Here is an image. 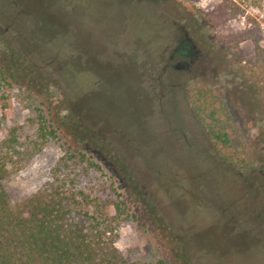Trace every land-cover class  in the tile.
<instances>
[{
	"label": "rangeland",
	"instance_id": "obj_1",
	"mask_svg": "<svg viewBox=\"0 0 264 264\" xmlns=\"http://www.w3.org/2000/svg\"><path fill=\"white\" fill-rule=\"evenodd\" d=\"M261 65L264 0H0V73L22 71L0 81V141L15 129L20 143L1 182L9 205L53 183L62 161L76 188L104 197L110 180L64 157L90 144L75 137L78 123L119 156L166 224L162 244L137 207L115 227L120 254L264 264ZM201 88L231 116L220 151L191 110ZM39 113L55 139L27 157Z\"/></svg>",
	"mask_w": 264,
	"mask_h": 264
},
{
	"label": "trees",
	"instance_id": "obj_2",
	"mask_svg": "<svg viewBox=\"0 0 264 264\" xmlns=\"http://www.w3.org/2000/svg\"><path fill=\"white\" fill-rule=\"evenodd\" d=\"M14 61L15 65L21 63ZM21 72L18 67L14 71L1 72L0 81L11 86L7 80L17 83L14 74L20 73L22 77ZM30 73L31 69L26 71L24 78H29ZM191 110L205 139L214 149L220 151L231 146V116L226 105L211 90L197 89ZM35 124V137L26 143L27 157L37 153L47 141L55 139L56 129L40 113ZM71 130L77 133L75 137L80 143L88 141L90 144L81 145V150H74V154L64 157L80 165L82 176L88 171L104 174L110 180L102 189L104 197H90L84 190L76 188L74 180L70 179L67 161H62L61 167L56 168L53 183L9 205L1 182L20 151L15 129H9L0 141V264H169L166 257L161 256L152 263L123 256L114 247L115 227L129 220L137 207L148 228L158 233L162 244L167 234L166 224L151 203L141 196V188L118 155H109L108 147L100 139L90 137L78 123L72 125ZM220 159L226 164L231 163L226 154ZM119 189H123L125 197ZM179 258L181 255L177 254L176 261Z\"/></svg>",
	"mask_w": 264,
	"mask_h": 264
}]
</instances>
